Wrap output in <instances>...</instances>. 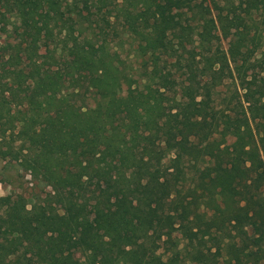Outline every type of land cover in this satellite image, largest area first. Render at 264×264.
Masks as SVG:
<instances>
[{"label":"trees","instance_id":"obj_1","mask_svg":"<svg viewBox=\"0 0 264 264\" xmlns=\"http://www.w3.org/2000/svg\"><path fill=\"white\" fill-rule=\"evenodd\" d=\"M0 160V264H264V0H0Z\"/></svg>","mask_w":264,"mask_h":264},{"label":"rangeland","instance_id":"obj_2","mask_svg":"<svg viewBox=\"0 0 264 264\" xmlns=\"http://www.w3.org/2000/svg\"><path fill=\"white\" fill-rule=\"evenodd\" d=\"M170 11L175 12L176 10L172 8ZM224 46H227V42H224ZM123 59L128 69L131 66L138 68L140 62L136 57L130 56L128 58L127 54H123ZM223 91L221 99L229 94L227 88L224 87ZM194 142L200 144L201 140L196 138ZM49 191L50 188L46 187L44 182L34 181L30 174L22 170L18 163L0 160V196L22 195L27 200L30 208L38 197H45V194Z\"/></svg>","mask_w":264,"mask_h":264}]
</instances>
